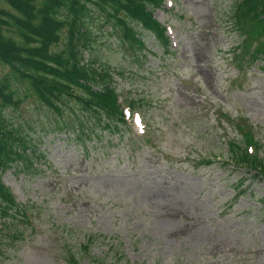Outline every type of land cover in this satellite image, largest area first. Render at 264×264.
I'll list each match as a JSON object with an SVG mask.
<instances>
[{"label": "rangeland", "instance_id": "1", "mask_svg": "<svg viewBox=\"0 0 264 264\" xmlns=\"http://www.w3.org/2000/svg\"><path fill=\"white\" fill-rule=\"evenodd\" d=\"M90 5L106 33L93 45L135 112L124 102L129 125L80 139L51 129L69 104L60 115L13 81L22 102L5 116L46 160L42 173L3 175L25 215L0 230V264H264V179L237 164L264 156V17L236 0H163L153 10L170 52L142 28L137 54ZM10 71L0 61V80Z\"/></svg>", "mask_w": 264, "mask_h": 264}, {"label": "trees", "instance_id": "2", "mask_svg": "<svg viewBox=\"0 0 264 264\" xmlns=\"http://www.w3.org/2000/svg\"><path fill=\"white\" fill-rule=\"evenodd\" d=\"M162 1L6 0L15 12L0 7V61L11 67L0 80V230L10 229L19 214L25 215L5 185L3 173L16 168L33 176L44 171L37 163L46 160L45 152L30 143L24 126L16 127L5 116L3 108L22 102L13 81L28 85L42 104L60 115L64 112L63 105H70L73 117L61 118L52 130L65 127L79 130L80 139L119 130L126 121L113 77L120 72L103 60L97 52L99 48L93 45L102 43L106 33L97 34L90 24L93 20L90 3L104 12L106 21L112 22L110 32H117L118 44L123 48L140 54L138 49L145 45L141 34L144 28L154 32L169 53V36L153 10ZM237 9L264 17V0H236ZM10 28L16 30L20 41L6 33ZM84 52L89 53V58L85 59ZM128 104L134 107V100ZM90 123L94 129L88 126ZM239 163L253 169L255 177L264 179V156L260 157L258 152L247 150ZM70 257L67 264H80L76 256Z\"/></svg>", "mask_w": 264, "mask_h": 264}]
</instances>
